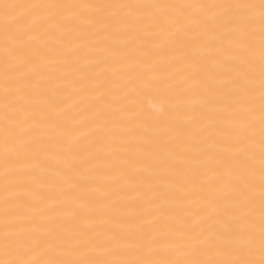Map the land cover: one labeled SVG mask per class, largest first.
I'll use <instances>...</instances> for the list:
<instances>
[{
  "label": "bare ground",
  "instance_id": "6f19581e",
  "mask_svg": "<svg viewBox=\"0 0 264 264\" xmlns=\"http://www.w3.org/2000/svg\"><path fill=\"white\" fill-rule=\"evenodd\" d=\"M0 264H264V0H0Z\"/></svg>",
  "mask_w": 264,
  "mask_h": 264
}]
</instances>
